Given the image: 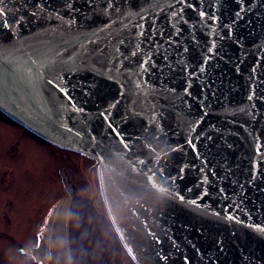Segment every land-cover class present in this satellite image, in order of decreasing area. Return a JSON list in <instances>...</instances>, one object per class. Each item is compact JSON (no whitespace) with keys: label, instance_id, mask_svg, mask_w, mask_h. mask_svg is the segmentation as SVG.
<instances>
[{"label":"water","instance_id":"95a60500","mask_svg":"<svg viewBox=\"0 0 264 264\" xmlns=\"http://www.w3.org/2000/svg\"><path fill=\"white\" fill-rule=\"evenodd\" d=\"M28 2L4 0L17 18L25 14L23 8ZM188 2L206 12H215L219 19L203 18L208 25L205 27L198 23L194 12L188 11L182 24L180 17L172 16V12H178L182 6L176 0H132L133 11L145 9L144 20L136 15L112 14L110 20L97 16L86 23L80 15L73 14L75 23L71 28H66L55 16L43 27L25 24L18 30L13 26V32L22 31L18 35L19 48L49 41L54 45L63 42L66 67L75 64V68L80 69L79 73H70L66 79L73 84L86 83L93 87L89 95L82 94L79 88L69 93L75 107L83 109L77 112L72 106L73 101H68L62 93L46 84H37L36 91L32 92L26 84L9 86L0 80V112L48 143L98 162L104 200L118 231L116 234L111 230L107 218L94 209L91 201L75 194L70 178L62 173L69 195L56 207L50 224L40 237L39 247L30 251L39 263L122 264L125 246L137 264H184L181 259L184 255L189 258V264H241V249L257 254L264 249V233L249 227L256 223L264 228V206L261 204L264 192L245 183L250 161L256 163L260 154H264V108L259 102L253 105L246 99L249 69L257 67L258 71L253 75L264 78V27L260 21L254 27L243 21L235 30L226 27L228 17L237 7L234 0ZM82 3L83 0H75L77 8H82ZM257 3L262 7L247 19L255 20L259 16L264 21V0H253V8ZM52 7L61 9L60 14L66 22L67 14L59 0H53ZM161 10L167 14V20ZM4 18L5 14L0 13V20ZM153 23L165 32L163 37L149 35ZM137 24H143V28L134 27ZM172 25L181 33L177 36L173 32L172 38L183 47L173 44L169 48L165 43ZM6 31L0 30V41ZM141 31L143 37L139 35ZM233 31L242 37L243 50L232 39L226 38ZM150 40L159 42L161 52L168 49L169 63L175 70L169 73L165 69L163 85L151 68V76L140 74L133 63L145 52L152 55ZM212 40L216 41L214 48ZM97 48L103 50L106 57L116 56L119 62L98 60L91 54ZM116 48L124 57H129L131 51H138V55L124 59L115 52ZM154 59L160 62L159 56ZM205 59L207 63L203 62ZM257 61L259 63H254ZM177 63L185 66L183 72L177 69ZM235 64L240 65V73L234 71ZM197 65L205 69L204 74L198 72ZM129 69L135 70V74ZM187 77H191L193 97H186L179 88ZM200 81L212 85L204 96L199 97L201 103L206 104L203 108L206 116L195 102L203 87ZM162 87H174L176 94L164 92L161 95ZM121 92L123 96L119 95ZM180 98H184L185 103H181ZM188 103L192 104L190 109ZM109 104L113 107H109L108 112L113 115L118 116L125 108L130 113L133 110L140 113L120 126L125 133L120 138L114 136L99 115ZM153 106L157 113L163 112L162 122L151 112ZM253 106L260 108L255 119L250 116ZM197 116L202 118V123L198 127L193 124L195 130L189 131V124ZM154 119L156 128L162 131L152 127ZM145 124L147 126L141 131ZM213 125L218 129L214 144L194 139L203 156L208 157L205 172L201 174L193 166L186 169L182 182L176 180L174 162L200 164L184 144V136L212 135ZM173 129L175 136L170 131ZM249 133L256 135L255 141ZM177 140L179 145L175 143ZM225 141L233 147L228 148ZM257 146L260 154L254 152ZM179 147L183 151H178ZM212 168L216 170L215 175ZM259 170L264 172V160H260ZM169 171H172L171 177ZM260 183L264 187V181ZM241 185H244L243 189ZM220 188L225 191L219 192ZM205 190L208 195H204ZM179 196L184 200L180 201ZM193 200L195 204L191 203ZM229 215L235 216L236 220H229ZM218 238L224 241L223 254L216 251ZM177 244L179 249L174 251L172 245ZM53 245L71 247L49 248ZM88 245L100 248H84Z\"/></svg>","mask_w":264,"mask_h":264},{"label":"snow or ice","instance_id":"6c2138e0","mask_svg":"<svg viewBox=\"0 0 264 264\" xmlns=\"http://www.w3.org/2000/svg\"><path fill=\"white\" fill-rule=\"evenodd\" d=\"M59 2L62 5V10L67 14L66 22L64 21V17L60 14L61 9L52 7L53 0H29V2L23 8L25 14L20 16L19 18H17V16L15 15H12V10L7 7V5L4 3V0H0V13L5 14V18L3 20H0V30H7L3 35L2 41H0V57H2L3 60V62L0 63V80H3L9 86L14 85L16 87H19V85L22 83L26 84L28 89L32 92L36 91L37 84H46L52 87L54 91L62 93L68 101H73L72 106L74 107L75 111L82 112L83 109L75 107L73 97L69 93L79 88L82 94L89 95L91 93L93 85L86 83L73 84L70 80L66 79V77L70 73H72L73 75L79 73L80 69L75 68V64H73L72 67H66V61L64 58L66 49L64 48L63 42L54 45L52 41H49L46 44L42 43L39 45H29L26 49L19 48L17 47L18 35L22 34V31L13 32V26H15L18 30H20L21 26L25 24H36L40 27H43L55 16V18L60 19L62 23H64V26L66 28H71V26L75 23L73 14L80 15L86 23L89 20H93L97 16H103L106 19L110 20L112 14H117L120 16L136 15L140 20H144L145 17L142 15V13L145 11V9L141 7L140 11H133L132 0H83L82 8L76 7L75 0H73V2H69V0H59ZM176 3L182 6L179 8L178 12L173 11L172 16L180 17L182 24L185 22L183 18L188 11L194 12L198 23L203 24L205 27H208V25L203 18L207 17V19L212 21H217L219 19L215 12H206L202 9H199L198 5L191 4L188 2V0H176ZM234 3H236L237 7L236 10L233 11L232 15L228 17V25L226 27L230 26L232 30H235L240 27L241 21H243L245 24L252 25L253 27L255 26L257 21H260L261 27H264V21L260 20L259 16H257L255 20L247 19L249 15L255 14L256 11L262 7L260 3H257L255 8H253V0H234ZM14 7L15 6L13 5V8ZM155 7L159 8V5H156ZM221 7L223 8L224 5H221ZM169 8H171V6H169ZM161 13L165 16V20H167V14L163 13V10H161ZM134 27L142 29L143 24H137ZM171 28L172 31L167 33L169 40L165 41L169 48L172 47L173 44H177V41L172 38V33L176 32L175 25H172ZM193 28H195V25H193ZM153 34L163 37L165 35V32L161 29L156 28L155 24L153 23L152 25H150L149 35ZM139 35L143 37L144 32L141 31ZM176 35L179 36L181 35V33L176 32ZM191 38L195 39L194 36H191ZM226 38L232 39V42L236 43L238 47L243 50V39L242 37L236 36L234 31L230 33ZM121 44H123V41H121ZM149 44L151 45L149 51L152 53V55H149L148 52H145L140 57V59L133 60L135 69L139 70L140 74H147L149 76H151L153 72H155L157 75V80L161 85H163L165 79V69H167L169 73H174L175 71L173 69V64L169 63L170 57L168 54V49L165 48L163 52H161L159 42L157 41L150 40ZM215 45L216 41L212 40L211 46L214 48ZM177 47L179 48L183 46L177 44ZM185 51H187V49H185ZM115 52L120 53V49L116 48ZM91 54L96 56L98 60L107 59L109 62H119L118 58L114 55L111 57H106V53L99 48L94 50ZM176 54L178 55L179 53ZM137 55L138 51H131L129 53V57H124V54L120 53V56L124 59L135 58ZM155 56L160 57V62H157L154 59ZM145 57L147 58L145 59ZM219 58L222 60L224 59V57ZM68 59H72V57H69ZM228 60H231V57H228ZM203 62L207 63L208 61L205 59ZM254 63L259 62L257 61ZM176 67L180 72H183L185 70V66L179 63L176 64ZM196 67L200 74L205 73L204 68H200L199 65H197ZM149 68H151L153 72H150ZM74 69L75 72L73 71ZM109 71H111V69ZM129 71L135 74V70L129 69ZM234 71L240 73L241 69L239 64L234 65ZM257 71L258 69L255 66H252L249 69L248 94L246 95V99L253 105H255L256 102H259L261 108H264V78H261V76H254L253 74L257 73ZM208 79L210 80L211 78L209 77ZM200 83L203 84V87L200 88L199 92L197 93L195 102L200 107V110L203 113V108L206 106V104L201 103L199 97L204 96V93L208 89H210L212 85L211 83H204L203 81H200ZM121 87H123V85H121ZM192 87L193 85L191 82V77L185 78L183 83L179 85L180 91H182L186 97H193V92L191 91ZM13 90L15 91V87L13 88ZM176 91L177 89L174 87H162L160 94L163 95L164 92H168L172 95H175ZM119 95L123 96L124 93L121 92L119 93ZM212 95H215V93H212ZM163 98L167 99L166 96H164ZM180 99L181 103H185L184 98ZM109 107H113V105L109 104L108 107L99 112V115L106 122L107 127L112 130L114 136L120 138L125 134L120 129V126L122 124H127L130 118L139 116L140 113L136 112L135 110L130 113L129 110L125 108L117 116L108 112ZM187 107L190 109L192 107V104L188 103ZM151 112L156 113L157 119H159L161 122L163 121L164 116L162 111L157 113L156 107L153 106ZM259 113L260 108H256L255 106H253V111L252 113H250V116L251 118L255 119V117ZM203 115L206 116L207 113H203ZM117 120H119V123H117ZM200 123H202V118L200 116H197L196 119L193 120L191 124H189V131L195 130L192 127L193 124L198 127ZM146 126V124L143 125L140 130L142 131ZM152 127L155 128L156 131H162V129L156 128L155 119L152 121ZM178 127L179 124H177V128ZM212 129V135L205 133L202 138L199 135H197L196 137L184 136V144H186L192 150V152L194 153V158L199 160L200 164L193 165L191 162H188L187 164L180 162L177 164L174 162L173 169L175 171L176 180L182 182L185 179L186 169L193 166L197 167L198 171L201 174L205 172V167L208 165V157L203 156L200 149L197 147V144L194 143V139L206 140L208 142V145L214 144V136L218 132V129H216L214 125L212 126ZM170 131L172 133V136L176 135L174 129ZM104 135L107 134L105 133ZM132 135H134V133ZM165 135H167V133H165ZM249 135L252 136L254 141L256 140L257 137L254 133H249ZM77 136H79V133H77ZM175 143L179 145L178 140L175 141ZM225 143L227 144L226 141ZM227 147L231 149L233 145L227 144ZM177 150L183 151V148L179 147ZM210 150L211 149L209 148V151ZM254 152L256 154H260V147L257 146L254 149ZM260 160H264V154H260V158L256 163H252V161H250L251 166L248 170L249 176L246 179L245 183L255 186L256 190L259 192H264V187H262L260 183V181H264V172H261L259 170ZM228 171L230 172L231 169H228ZM211 172L213 175H215V168H212ZM169 176H172V171H169ZM204 179L207 180V176H205ZM243 187L244 185H241L242 189ZM224 191L225 190L223 188L219 189V192L221 193H223ZM204 195H208L207 190H205ZM179 200L183 201L184 197L179 196ZM191 203L195 204L196 201L193 200L191 201ZM261 204L262 206H264V201H261ZM217 215L219 214L217 213ZM228 219L236 220V217L229 215ZM249 227L255 229L257 233H264V228H261L260 224L253 223L249 225ZM233 235H235V233H233ZM172 247L174 251H177L179 249L178 244L172 245ZM224 248L225 245L223 239L218 238L216 245L217 253L223 254ZM181 259L183 260L184 264H189V258L186 255L182 256ZM217 259H219V256H217ZM241 264H264V249H261L260 254H257L253 250H248L245 253V251L241 249Z\"/></svg>","mask_w":264,"mask_h":264},{"label":"flooded vegetation","instance_id":"af4514ba","mask_svg":"<svg viewBox=\"0 0 264 264\" xmlns=\"http://www.w3.org/2000/svg\"><path fill=\"white\" fill-rule=\"evenodd\" d=\"M0 124L14 131V135L12 133L6 143V149L9 148L11 156L18 154L22 141L25 139L47 144L54 151V157L58 162L57 174L61 182L59 195L45 207L41 216L38 211L32 212L29 209L23 219L22 207L17 203V198L10 194L12 183L9 181V176L13 174V169L11 167L0 168V264H41L30 251L39 247L40 237L50 224L56 207L69 195L63 183L62 173L70 178L75 194L91 201L94 209L107 218L111 230L118 234L104 200L100 167L95 159L56 147L19 126L1 112ZM22 221L26 222L25 230L22 228ZM70 247L53 245L49 248ZM84 248L100 247L88 245ZM122 264H137L125 246H123Z\"/></svg>","mask_w":264,"mask_h":264},{"label":"rangeland","instance_id":"374dc122","mask_svg":"<svg viewBox=\"0 0 264 264\" xmlns=\"http://www.w3.org/2000/svg\"><path fill=\"white\" fill-rule=\"evenodd\" d=\"M12 133L14 135L11 128L0 124V168L13 169V174L9 176L12 183L10 194L17 198V203L22 207V218L29 209L38 211L41 216L45 207L59 195L61 182L57 174L58 162L47 144L31 139L22 141L18 154L9 155L11 153L9 148L6 149V143ZM22 228L25 230L26 222L22 221Z\"/></svg>","mask_w":264,"mask_h":264}]
</instances>
